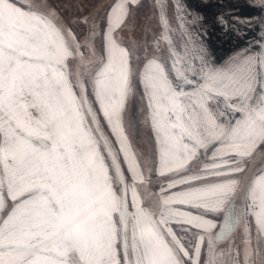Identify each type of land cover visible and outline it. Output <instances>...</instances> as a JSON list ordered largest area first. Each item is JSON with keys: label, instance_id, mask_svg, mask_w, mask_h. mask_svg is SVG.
<instances>
[{"label": "snow or ice", "instance_id": "obj_1", "mask_svg": "<svg viewBox=\"0 0 264 264\" xmlns=\"http://www.w3.org/2000/svg\"><path fill=\"white\" fill-rule=\"evenodd\" d=\"M156 4L137 71L116 33L141 0H114L83 43L55 10L0 0V264H264V19L174 0L173 25Z\"/></svg>", "mask_w": 264, "mask_h": 264}, {"label": "rangeland", "instance_id": "obj_2", "mask_svg": "<svg viewBox=\"0 0 264 264\" xmlns=\"http://www.w3.org/2000/svg\"><path fill=\"white\" fill-rule=\"evenodd\" d=\"M34 2L40 5L44 11L55 10L62 18L65 26L71 27L77 33L81 43H83L88 38L91 24H98L100 30H103L105 14L114 0H34ZM76 2L78 3L77 5ZM164 2L167 5V15L172 24L175 25L174 0H164ZM206 2L207 6H205ZM187 3L193 8H199L208 17L209 21L213 19L216 13L227 11H234L237 15L245 17L257 18L254 21L253 32L256 31V25L260 23L261 19H264V10L260 7L261 0H187ZM218 4L222 5V7H219ZM253 4L255 6H250ZM97 8L98 14L96 12L93 13L92 9ZM78 19H87L88 23L75 22ZM159 32L156 0H141V6L132 10L127 23L117 30L116 36L120 42L133 48L138 55L144 57L145 45H152ZM234 43H227L221 39L219 29L214 31L211 36V45L215 54L228 52L233 48ZM240 43L243 42L241 41ZM96 46L99 54V40L96 41ZM223 46H225V49H223ZM84 51L86 58L95 59L89 55L86 49ZM150 53H155L154 47L147 48V55H150ZM76 64L77 62H73V68H75ZM133 103L139 108L136 101L131 102L132 107L134 106ZM138 119L139 116L137 115L134 120ZM235 238L239 242V232L236 233Z\"/></svg>", "mask_w": 264, "mask_h": 264}, {"label": "crops", "instance_id": "obj_3", "mask_svg": "<svg viewBox=\"0 0 264 264\" xmlns=\"http://www.w3.org/2000/svg\"><path fill=\"white\" fill-rule=\"evenodd\" d=\"M77 4L78 3L76 2V5ZM51 5L53 6V4H51ZM54 7H56V6L54 5ZM97 10H98V8L92 9V12L93 13L96 12V14H98ZM83 21H84L83 19H78L75 22L83 23ZM223 49H225V46H223ZM230 51L231 50H229L228 52L225 51L223 54H215V55L217 57L224 58L230 54ZM153 54H155V53H150V55H148V56H151ZM143 63H144V59H143V57H141V59L139 61L134 62V68H136L138 71L139 68L143 65ZM135 65H136V67H135ZM134 83H135V81H134ZM136 87H137V91L139 92L138 83L136 84ZM134 101L135 100L130 101L129 116L132 119V121L134 123H136L140 119V116H139V108H137V106L134 103H133L134 106L132 107L131 102H134ZM137 115L139 116V119L134 120ZM105 130L107 131V129H105ZM134 146H135L136 151L139 153V158L144 165L145 172L147 173V168H148L149 164L151 163V161L154 159V155L151 151V149H152L151 133L148 131L147 128H142V127H139V125H138V132H137L136 137L134 138ZM253 165H256L257 167L260 166V157L258 155L249 163L248 167L251 168V167H253ZM245 175H247V173ZM158 180H159V178L156 175L151 176V181H152L151 190L152 191H158ZM141 191H143V190H141Z\"/></svg>", "mask_w": 264, "mask_h": 264}]
</instances>
